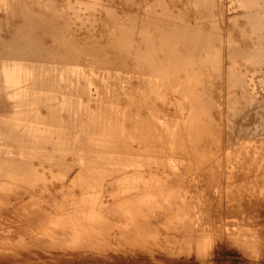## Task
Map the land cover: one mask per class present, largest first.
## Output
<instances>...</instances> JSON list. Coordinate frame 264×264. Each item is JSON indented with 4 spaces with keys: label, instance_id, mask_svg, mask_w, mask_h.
<instances>
[{
    "label": "rangeland",
    "instance_id": "1",
    "mask_svg": "<svg viewBox=\"0 0 264 264\" xmlns=\"http://www.w3.org/2000/svg\"><path fill=\"white\" fill-rule=\"evenodd\" d=\"M117 25L119 28H115ZM122 34L134 38L132 49L146 43L166 46L172 52L176 50V61L187 62L189 58L195 65H179L177 71L180 77L191 73L190 79H182L183 83L191 80V93H181L184 84L180 81L182 84L177 82L173 87L178 93L163 88L162 97L157 100L162 122L166 123L161 130L170 127L171 133L163 134L162 146L167 149H159L157 155L161 158L150 165L156 172L143 177L129 174V180L124 182L125 174L110 171L116 167L97 162L91 167L88 162L77 160L75 149L62 152L49 142L39 152L30 150V155V143L24 140L28 135L21 129L13 134L8 127L13 119L20 118L14 114L15 101L0 93V264H264V0H0V65L8 60L10 65L13 58L32 62L44 79L42 85L61 75L65 49L73 57L75 46L80 47L84 39ZM61 36L68 40L67 44L58 41ZM133 54L127 58L130 62L135 58ZM248 54H254L255 58L250 59L257 60L256 64L250 60L253 64L235 62ZM162 56L163 52H154L151 64ZM198 59L207 67H197ZM79 61L91 66L85 55ZM42 63L45 65L39 66ZM232 69L245 76L243 86L232 85L224 78ZM144 71V67L139 69L140 73ZM221 71L224 77L218 79ZM120 80L126 87L140 83L136 77L126 78L124 70ZM100 82V78L90 81L85 89L88 95L83 94L78 100H86L88 107L110 102L101 93ZM58 85L57 99L62 101L71 91L65 81ZM136 87L142 89L143 85ZM181 103L184 107L189 105L184 108L186 111L179 106ZM62 114L63 129L76 133L75 113L69 110ZM105 115L108 114L104 110L98 112L99 128L104 125ZM114 122H125L128 129L103 151L123 157L152 154L144 145L149 133L134 125L128 114H119ZM204 126L207 127L203 129ZM202 129L210 134L209 140H202ZM165 158L170 163H163ZM87 166L91 168L85 174L81 168ZM97 166L110 169L100 173L91 170ZM84 183L98 187L100 197L78 195ZM138 183L168 184L174 189L161 196V192H149L142 198L137 194L140 201L136 199V203L144 204L147 220L134 219L131 214L119 219L117 213L124 212L112 200L111 189H130ZM61 190L67 192L68 198L62 200ZM81 197L87 199L81 201ZM72 205L75 210L69 211ZM91 207L97 218L86 219L89 214L85 212Z\"/></svg>",
    "mask_w": 264,
    "mask_h": 264
},
{
    "label": "bare ground",
    "instance_id": "2",
    "mask_svg": "<svg viewBox=\"0 0 264 264\" xmlns=\"http://www.w3.org/2000/svg\"><path fill=\"white\" fill-rule=\"evenodd\" d=\"M42 1H45V0H42ZM118 25H121V23H118ZM118 25L115 26V28L116 27L119 28ZM144 32H145V30H144ZM133 39L134 38L128 34H122L120 36H111L110 38H107V39H106V37L99 38V39L90 37L89 39H86V40L84 39V40L80 41L81 46L79 47L78 44H77V46H75V48L73 50V52H74L73 57H71L70 54L67 55V53L70 51L69 49L64 50V54L66 57H65V60L63 61L64 62L63 68H62V70L59 71V74H61V75H56L53 79L47 80V82L43 85L40 83L42 81H44V79L38 73L36 66L32 62L23 63L19 60H15L14 58L12 59L13 62L10 65H9V60L4 61L3 63L1 62V65H0V93H3L7 97H11V99H13L15 101V103L13 104V107L16 108L14 110V114L20 116V118L13 119L10 122V125H8V127L12 129L10 131L13 134H15L16 129L18 131L21 129L23 133L28 135V137L24 140H25L26 144L30 143V145L28 147L30 155H31V151H32V153H36V151L39 152L41 147H43L44 145L48 146V142H49V143H53L55 145L56 149L60 150L62 152L75 149V151H76L75 155L77 156V160H79L80 162H83V163L88 162V164H90L91 167H93L94 163L97 162V163L102 164V165L105 164L106 166H113V167L117 168V170H112V169L107 168V167L102 168L101 166H97V168L95 167V168L91 169V170L96 169L97 173H100L103 170L106 171V170L110 169V171L125 174V176L129 175V174H133V175H136L135 177H137V176L143 177L146 175L149 176V174L151 175L153 172H156V170H153L150 168V165L152 163H155V162L157 163L158 159L161 158L160 155H157V153L159 152V149H161V148L167 149L166 147L162 146L163 145V134L167 136L169 133H171L170 127H169V129L167 128V130H165V131L161 130L163 128L164 124H166V123L163 124V122H162V120L164 121V119L161 116V114H162L161 111L159 112L157 100L160 97H162L161 95L163 94V92H162L163 88L165 90L172 92V93H175L178 91L177 88H173L175 83L178 82V84H182L184 82V80L190 79L191 73L187 77H186V75H183V76L181 75V77H183V78H181L179 76L181 73L178 75L177 71H178L179 65L180 66L181 65L182 66H184V65L189 66L191 62H189L190 61L189 58H188L187 62L176 61V58L174 55L176 50H174L175 52H172L166 46L162 47L161 45L157 46L155 44L146 43L144 45L140 44V46H136V47H134V49H132V48H130V43L133 41ZM58 41H60V43H62L64 45L68 43V40L65 39L63 36L58 37ZM254 44H255V42H254ZM245 45H247V44H245ZM80 49L84 53H82L80 51ZM240 49H241V47H240ZM250 49H251V53H252L253 47ZM172 50H173V48H172ZM209 50H211V49H209ZM246 50H247V48H246ZM258 50H260V49H258ZM79 52L82 53L81 56L78 54ZM154 52H156V53L157 52H163L164 56H162L159 60H157L151 64V61H152L153 56H154ZM244 52H245V50H244ZM244 52H243V54H244ZM260 52H261V50H260ZM245 53H246L245 55H247V52H245ZM262 53H264V51ZM130 54L135 55L134 56L135 58L132 60V62H130L129 59H127ZM243 54H241V55H243ZM249 54H248V56H245L244 58H240V59L237 58L235 60V62L245 61L244 63H246V61H248V62H249V60L252 61V59H250V58L254 57V54L253 55H249ZM83 55H85L86 59L89 60L91 66H86L79 61V58H81ZM213 55H217V54H213ZM255 55H256V52H255ZM178 56H180V55L178 54ZM183 56H184V54H183ZM183 56H181V57H183ZM205 56H207V55H205ZM236 56H238V55H236ZM185 57H186V55H185ZM202 57H204L203 54H202ZM259 57H261V56H259ZM254 60H256V59H254ZM256 61H254V62L252 61V62L255 63ZM259 62L260 61L258 60V63ZM249 63H251V62H249ZM249 63L247 64L248 66H250ZM253 63H251V64H253ZM191 64H192V66L194 65L193 62ZM196 64H197V67L202 66L203 64H205L206 65L205 67H207V63L206 62L203 63L202 59H198L196 61ZM255 64H254V67H255ZM259 64H257V65H259ZM7 65H9V66H7ZM44 65L45 64L42 63L39 66L42 67ZM218 65H221V64H218ZM141 66L144 67L145 71L140 73L139 69L142 68ZM212 66H214V65H212ZM250 67L252 68V65ZM190 68H192V67H190ZM201 69H203V68H201ZM238 69H239V67H238ZM242 69H244V68H242ZM122 70H124L126 78L136 77L137 79H139L140 83L143 85V88L141 89L139 87H136L140 84L139 82L137 83L136 86H127V87L125 85L119 83V82H123L125 80V79L120 80L121 75H122ZM181 70H183V72H184L183 67ZM197 70H199V69L197 68ZM250 70H252V69L249 68V71ZM257 70H259V68ZM222 71L218 75V77H219L218 79H220V77L223 76L224 73H222ZM190 72H191V70H190ZM247 72L245 71V73H247ZM48 73L50 74V70ZM241 74L239 72H237L235 69H232L231 71L229 70V72H227V74H224L225 77L224 76L223 77L225 79H227L228 82H230V84L232 83V85L238 83L239 86L241 84H242L241 86H243V82L245 81V76H243ZM206 76H207V74H206ZM209 76L211 77V73ZM201 77L203 78V73H201ZM256 77H257V75H256ZM96 78L97 79L100 78V81H101L100 84H101V88H102L101 93H103V95L106 96L108 98V100H111V101L106 102V103L96 104V106H94V107L93 106L88 107L86 104H84L86 102V100H85V102H83V99L78 100V98L82 97L83 94L88 95L86 93V90H85L86 86L88 85V83L90 81H92L93 79H96ZM182 79H184V80H182ZM192 80H194V77ZM197 80H199V79H197ZM202 80L205 81L204 78ZM206 80H208V79H206ZM63 81L66 82L67 89H70L71 92H70L68 98L63 99L61 101V99L60 100L57 99V97L59 96V91H58L59 85H58V83L62 84ZM213 82H214V78H213ZM81 83L83 84L82 87L79 86ZM220 83L221 82H219V84ZM49 84L51 85L50 87H48ZM183 84L184 85H182V88L180 91H181V93H184L186 96L189 93H191V90L193 89V87L191 86V80L186 82V83H183ZM206 85H207V82H206ZM75 86H76V88H74ZM197 86H198V84H197ZM200 86H203V85L201 84ZM223 86H224V84H223ZM236 87H235V89H236ZM202 89H200V90H202ZM248 89H250V88H248ZM194 90H195V87H194ZM217 90H219V89H217ZM230 90H231V88H230ZM244 90H246V89H244ZM196 91H197V89H196ZM196 91H195V93H196ZM79 93H82V94L80 95ZM216 93H218V92H215V94ZM74 94H76V95H74ZM182 95H181V97H182ZM192 95H193V91H192ZM203 95H205V94H203ZM213 95H214V93H213ZM194 96H196V95L194 94ZM198 96H199V94H198ZM222 96H223V94H222ZM222 96L220 98H222ZM178 97H179V94H178ZM200 97L203 98L202 95H200ZM88 98H91V95H89ZM176 98H175V100H176ZM187 98H186V100H187ZM202 98H201V100H202ZM247 98H250V97H247ZM208 99H210V98H208ZM180 100H181V98H180ZM188 101H189V99L185 102H188ZM191 101L192 100H190V102ZM246 101L248 102L249 100H246ZM196 102H198V98H197ZM193 103H194V101L192 102V104ZM163 104H164V102H163ZM195 104H197V103H195ZM161 105H162V103H161ZM179 106H183L182 109L185 110V109H187V106H189V105L185 106L186 107L185 108L184 105H182V103H181V105H179ZM204 106H206V105H204ZM204 106H201V107H204ZM42 108L44 110H42ZM179 109H180V107H179ZM193 109H195V108H193ZM199 109H200V107H199ZM69 110L73 111L75 113V115H76L75 120H78V124H77L78 130L76 131V133H68L66 130L63 129V127L65 126V122L63 121L64 117H63L62 112L63 111L69 112ZM100 110H104V112L107 113L108 115L104 116L105 118L102 122V123H104V125L99 128L100 119L98 116V112ZM140 110L142 111V114H141ZM183 110H182V112H183ZM220 111H222V110H220ZM77 112H78L79 117L77 116ZM194 112H196V111H194ZM188 113H189V109H188ZM202 113H204V112H202ZM210 113L213 114V112H210ZM218 113H221V112H218ZM119 114H128L130 116V121H133L134 125L142 126V128L147 133L150 134V135L149 134L145 135L146 141H145L144 145H145V150L148 152H151L152 154H147L145 152V153L137 154L136 156H133V157H129V156L123 157V156L117 155V153L103 151L104 147L108 146L111 141L120 139L123 136V134L126 132V130L128 129L127 126H129V124H126L125 123L126 121L121 122V123L114 122L115 120L118 119ZM174 114L176 115V113H174ZM207 115H209V114H207ZM219 115L220 114H218V116ZM182 116H184V115L182 114ZM133 118H134V120H132ZM180 118H181V116H180ZM214 119H216V118H214ZM215 121L216 120H214V122ZM219 121H221V120H219ZM73 122L74 121H72V123ZM206 122H204V123H206ZM170 124H172V123H170ZM205 127H207V126H204L203 129ZM70 128H72V127H70ZM203 129L201 130L202 133L199 131V133H201L200 135H202L201 136L202 140H203V138L205 141L209 140L210 134L208 135L207 131L203 130ZM67 130H69V129H67ZM213 130H215V129H213ZM73 131H74V129H73ZM215 133H217V132H215ZM87 134H88V137L86 136ZM109 135H112V137L108 138ZM186 135H188V134H186ZM197 135H198V133H197ZM24 140H22L21 142H24ZM202 140H200V141H202ZM258 141H260V140H258ZM80 143L82 144V146H80L81 145ZM207 143H208V141H207ZM226 143H227V141H226ZM200 145H201V143H200ZM243 146H245V145H243ZM100 147H102V150H100ZM192 147H194V146H192ZM228 147H229V145H228ZM257 159H255V160H257ZM169 161H170L169 159H166L165 162H163V163H166V162L168 163ZM248 161L249 160H247V163H249ZM256 166H258V165H256ZM91 167L87 166V167H84V169L81 168V171H85L86 173L85 172L84 173L87 174L90 172L89 168H91ZM88 170H89V172H88ZM263 174H264V171H263ZM263 177H264V175H263ZM128 180H129L128 176L124 177V179H123L124 182H126ZM74 181L72 183H75ZM85 183H86V181H85ZM162 183H165V182H162ZM176 183L178 184V182H176ZM177 184H176V186H177ZM259 184H261V183H259ZM83 185L81 184V188L79 186L80 189H79V191H77L79 193L78 195H82V196H86V197L99 195V194L101 195V190L97 189L98 187H94L92 184H89V183L85 184L84 186ZM167 185H163L160 183H157L155 185L150 184V183L149 184H144V183L139 184L138 183V184H134L130 189L129 188L124 189V187L123 188L120 187L119 189H111L112 190V192H111L112 200H115V202L117 204H120L119 207L122 208L121 211L126 213V214H124V213H121L119 211V213H117L119 215V217L118 216L117 217L119 219H124L126 216H128V214H131L134 217V219L147 220L148 213H147V210H146L144 204H142L140 202L136 203V202H138V201H136V199L138 197L137 194H139L140 197L146 193H149V192H152L153 194L154 193L157 194L158 192H161L160 196H161V194L166 195L167 193L171 192L174 189V188L173 189L170 188V186L168 187ZM178 185H180V184H178ZM236 185L238 186V184H236ZM254 185H256V184L254 183ZM67 186H68V184H67ZM61 189H63V186ZM77 189H78V187H77ZM72 190L74 191V189H72ZM250 190H251V188H250ZM67 191L70 192V190H67ZM60 192H61V195H63L62 200H63V197L65 199V197L67 196L66 195L67 192L64 193L62 190ZM60 192H59V194H60ZM246 192H247V190H246ZM103 194H104V192H103ZM107 194H109V193H107ZM76 195H77V193H76ZM76 195L74 196L72 194V197L73 196L76 197ZM100 195H99V197H100ZM235 195H236V193H235ZM108 196H107V198H108ZM245 196H246V194H245ZM234 197L236 198V196H234ZM66 198H68V197H66ZM85 198L83 197V199H85ZM71 199L75 201V198L74 199L71 198ZM81 199H82V197H81ZM83 199L81 201H83ZM137 200H139V199H137ZM234 200H236V199H234ZM255 200H257V199H255ZM65 201H69V200H65ZM79 201H80V199H79ZM213 201H215V200H213ZM247 201H249V200H247ZM251 201H253V200H250L249 202H251ZM66 203L67 202H65V204ZM61 204L64 207L63 203H61ZM72 204H74V203H72ZM79 204H80V202H79ZM254 204H256V202ZM70 205H71V202H70ZM76 205H75V207H77ZM73 206L74 205L69 206L68 210L69 211L75 210L73 208ZM253 207H255V206H253ZM260 208H261V206H260ZM85 209H86V207H85ZM225 209H226V207H225ZM81 210H82V207H81ZM114 210L115 209H112V211H114ZM83 212H85V211H83ZM72 213L74 214L75 212L72 211ZM86 214H89L88 217L85 216L86 219L97 218V217H95V215H96L95 214V208H93V209H92V207H91V209L89 208L88 213L85 212V215ZM97 214L100 215V213H97ZM102 214H103V212H102ZM237 214H239V213H237ZM99 215H97V216H99ZM168 215H170V214H168ZM17 216H19V215H17ZM237 216H239V215H237ZM242 221H243V219H242ZM233 222H234V220H232V224H233ZM233 226H234V224H233ZM243 226H244V224H243Z\"/></svg>",
    "mask_w": 264,
    "mask_h": 264
}]
</instances>
